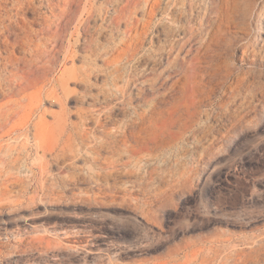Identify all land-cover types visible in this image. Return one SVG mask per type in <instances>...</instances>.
I'll use <instances>...</instances> for the list:
<instances>
[{"label": "rangeland", "instance_id": "rangeland-1", "mask_svg": "<svg viewBox=\"0 0 264 264\" xmlns=\"http://www.w3.org/2000/svg\"><path fill=\"white\" fill-rule=\"evenodd\" d=\"M254 1L264 7V0ZM123 2L84 0L74 8L82 24L68 28L72 48L83 53V38L105 43L123 30L122 22H109ZM218 4L196 0L190 7L188 0H160L145 27L148 4L139 0L131 22L143 33L144 46L163 45L155 26L160 13L175 26L193 17V34L177 38L173 63L166 51L154 60L145 55L123 62L134 77L133 99L126 96L112 119L122 123L127 106L139 114L154 101L176 117L172 130L180 136L157 150L158 177L119 174L124 170L119 165L108 184L90 185L84 176L67 178L68 168L50 156L46 173L38 169L28 129L38 116L51 121L60 112L53 99L42 94L25 122L3 117L6 103L22 97L12 73L37 50L51 47L43 29L60 11L68 14V6L64 0H0V264H264V19L246 35L226 29L225 36L238 40L220 55L215 48L205 52L201 33L214 25ZM247 41L253 51L243 54ZM223 61L228 66L218 67ZM189 62L196 67L197 91L186 95ZM60 69L47 73L49 80ZM150 79L153 88L140 86ZM72 88L81 93V86ZM79 104L73 94L65 104L71 122H78ZM136 114L131 125L139 121ZM86 129L101 131L93 123Z\"/></svg>", "mask_w": 264, "mask_h": 264}, {"label": "bare ground", "instance_id": "bare-ground-1", "mask_svg": "<svg viewBox=\"0 0 264 264\" xmlns=\"http://www.w3.org/2000/svg\"><path fill=\"white\" fill-rule=\"evenodd\" d=\"M83 1L64 0V4L69 9L68 14L64 10L60 11L43 29L51 47L37 50L33 57L30 56L29 60L24 61L12 73L14 90L22 97L21 100H11L10 104L6 103L7 111L3 112V117L25 122L38 109L42 94L45 98L53 99L60 106V112L55 113L51 121L38 116L28 129L27 137L31 136L37 147L38 169L41 174L46 173L47 157L50 156L57 163L68 168L67 178L84 176L89 180L90 185L108 184L107 181L114 175V168L119 165L124 168L123 171L117 172L119 174H131L139 180L150 179L153 175L158 177L157 150L172 146L180 136L179 131L172 130L177 123L176 117L164 109L157 108L155 102L151 101L145 103V110L139 114H136L132 107L127 106L123 112L126 121L113 122V109L126 105V96L129 101L133 99L129 89L134 84V77L130 68L127 69L123 62L127 60L134 62L146 56L154 60L162 51L173 57L172 50L177 38L187 32V35L193 34L192 23L195 20L191 17L185 19L187 25L175 26L176 22L172 17L171 21H167L160 13L155 26L161 28L163 45L158 50H154L153 45L144 46L143 33L139 32L131 22V15L137 11L139 0H124L115 11L116 16L109 20L117 25L122 22L124 29L117 30L115 37L108 35L105 43H100L91 37L83 38L81 43L83 53H79L72 48V34L67 37V31L71 25H75V30H78L76 24H82L80 17H76L74 8H79ZM188 1L189 6L192 7L196 0ZM146 2L149 17L145 27L149 25V20L156 16L160 0H146ZM218 2L214 12L217 16L215 23L201 33L204 35L200 45L203 51L215 48L214 51L220 55L222 51L232 47L234 40H238L237 37L232 39L225 36L226 29L233 28L241 34H249L252 28L263 21L264 7L254 0H218ZM200 25L203 26L202 22ZM261 35L264 38V31ZM252 46L253 44L248 41L244 43L241 46L242 53L252 52ZM255 54L253 52L252 55ZM177 59L178 56H174L172 63ZM226 64V61H223L218 67L222 65L225 68L228 66ZM57 67L61 68L60 75L52 81L49 80L47 73L53 72ZM195 69L193 62L187 63L183 77V91L186 95L197 91ZM98 79L100 81L97 83ZM72 85L81 86V93H76ZM153 85L154 80L151 79L140 83L143 88L145 86L153 88ZM137 91L138 94L143 92L142 89ZM72 94L80 103L76 108L78 122L70 121V111L65 105ZM176 106L177 104H174L172 109ZM132 113L138 116L139 121L136 125L129 123ZM104 120L110 121L111 126H105ZM89 123L101 128L99 135L87 131L86 126ZM132 138L133 143L130 141Z\"/></svg>", "mask_w": 264, "mask_h": 264}]
</instances>
